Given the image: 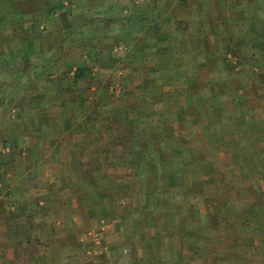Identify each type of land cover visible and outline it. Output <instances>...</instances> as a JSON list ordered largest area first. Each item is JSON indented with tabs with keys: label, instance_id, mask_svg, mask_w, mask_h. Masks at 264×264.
Segmentation results:
<instances>
[{
	"label": "crops",
	"instance_id": "0c3cea01",
	"mask_svg": "<svg viewBox=\"0 0 264 264\" xmlns=\"http://www.w3.org/2000/svg\"><path fill=\"white\" fill-rule=\"evenodd\" d=\"M15 1H0L6 2L0 45L15 37L22 51L30 35L50 43V52L44 45L43 51L31 50L39 61L50 59L37 64L40 75L31 85H38L24 97L55 91L56 108L34 116L49 126L55 142L49 153L31 154L32 123L8 124L11 138L0 146V163H7L6 173L0 172V264H264L263 256L248 258L250 249L259 252L264 244V217L251 219L245 211L251 198L264 195V64L244 62L232 72L217 59L227 32L212 23L219 0H186L188 7L182 0H32L42 5L32 26L19 23L26 13L18 11L31 0ZM14 3L19 7L11 18L6 7L14 10ZM238 10L225 7L223 14L232 32L248 39L244 50L250 54L264 14L247 6ZM106 12L118 25H106ZM51 17L58 21L56 32L46 28ZM9 18L21 25L13 34ZM59 20L66 21L65 30ZM126 33L134 41L117 45ZM3 53L6 61L9 52ZM83 61L96 62L85 109L71 94H60L73 75L65 65L76 68ZM234 75L246 82L241 99L228 90ZM196 79L199 90L189 85ZM207 79L210 88L204 87ZM208 93L229 102L212 106ZM117 116L119 122L104 130L107 117ZM87 130L103 139L85 142ZM129 130L139 138L140 157L123 151L132 143L123 139ZM84 142L95 148V171H67ZM106 160L114 165L103 167ZM49 164L59 166L50 176L44 171ZM117 186H123L120 193ZM149 196L161 205L148 204ZM147 211L158 214V221L133 219ZM231 217L248 228L237 239L219 237ZM96 218L100 240L85 230Z\"/></svg>",
	"mask_w": 264,
	"mask_h": 264
},
{
	"label": "trees",
	"instance_id": "16d2710c",
	"mask_svg": "<svg viewBox=\"0 0 264 264\" xmlns=\"http://www.w3.org/2000/svg\"><path fill=\"white\" fill-rule=\"evenodd\" d=\"M4 1H10V3H12V1L16 2L15 0H4ZM182 1L185 3V7L189 6V5H186L187 4L186 0H182ZM1 3H6V2H1ZM1 3H0V11L2 8L4 10V6ZM229 6L232 9L233 8L239 9L238 11H240V12H242L243 8L245 6H247V7H251V9L254 12H262L264 14V0H231L230 5L224 4L222 0H219L218 3L215 4L214 9L212 11V13H214L217 16V20L213 21L212 23L213 24L219 23L220 25H218V27L223 26V29L227 32H226V35L222 38L223 40L220 41L223 48L221 51L216 53L217 59L226 62V69H228L229 71H232V72L237 67V65L243 64L244 62L245 63L255 62L256 64H260V65L264 64V17H260V18H262V20H260V23L258 25L257 24L255 25L256 29H258V28L259 29L258 30L254 29L257 37H254L251 41L254 44L255 48L251 49L250 50L251 52L249 54L244 50V49H246L245 46L248 45V39L245 37H242V36H237V34L235 35V33H233L231 30L229 18L224 17L223 10L225 9V7H226V9L230 8ZM18 7H19V5H17V4L14 5V10H13L12 4L10 6L6 7V11L8 10L9 13L12 15L11 18L16 17V15H14L15 14L14 12L16 9H18ZM47 12H49V10H47ZM232 12H233V10H232ZM143 14H145V13H143ZM105 16H106V25L108 27H115L116 25H118V22H117V21H119L118 19L114 18L113 16H110V14L107 12H106ZM142 17H144V15ZM142 19H141V21H142ZM131 21L132 20L129 19V22H131ZM180 21H182V19H180L178 21L175 20L174 24L177 26L178 22H180ZM215 28H216V26L213 25L212 29H215ZM39 32H41V31H39ZM106 36L103 38V40L107 39ZM35 39H36L35 36L30 35L27 38V40L25 41L24 46L22 44V46H23L22 51L21 50L16 51V52L12 51V58H16V57L18 58L19 57L18 60L16 58V61H18L19 65L22 64V69L17 73V75H18L17 79H18L19 84H21L23 86L21 89V92L24 93L22 98H20L18 101H15V105L16 106L18 105L19 107H21L22 112H25V114H27L29 116L32 125L33 126L35 125V127H37L38 124L34 120L35 119L34 116L36 114L39 116H42V115L48 116L50 114L51 106L53 105V101L55 100V97H54L55 91H50L47 89L44 92H38V93H35L32 95H29L27 97H24V96L28 95L29 89H34L38 85L37 83L34 85H31L33 83L34 79L40 75V71L37 72V70L35 68L37 66V64L39 62L43 63V61L50 59L49 57L45 58L44 56H42V61H39L37 58H35L33 56L35 52H33L31 50L33 48H37V49L43 51L44 50L43 45L45 43L43 38H41V37H39V40H38V38H37V40H35ZM126 40H133L134 41L133 37L131 36V33L130 34L126 33V35L122 37V40H121V38H119L117 40L116 44L119 45L121 43V41H126ZM139 43L140 42L138 41V39H136V41H135V47L136 48L138 47ZM37 46H39V47H37ZM106 54H108V53H106ZM4 55H5V53H3V51L0 50V57H3ZM6 61H8V59ZM170 61L171 60L169 59L168 61L165 62V64L168 65L170 63ZM53 63L55 64L56 61ZM95 63L96 62H92V61H83V62H79L77 64L76 68H73V65L68 64V66L65 65V69H64V72H67L68 75L71 72H73V75L71 76L70 84L66 85V86H62L60 94H63L65 96L71 94L72 102L74 104L79 103L82 107H84V109H85V106L87 103L88 94L92 92L91 82L94 79V65H95ZM44 65L45 64H43V67H42L43 68L42 70H44L42 72V74H45V70H46ZM227 66H228V68H227ZM49 67H50V65H49ZM200 71L201 70H197L196 74L199 75ZM232 72H230V73H232ZM237 73L240 74V71H238ZM255 74H257L256 71H255ZM27 75L29 76V78H31L29 80V82L24 80V76H27ZM240 78L244 79V76H242V77L238 76V78L235 76V78L233 79V82L228 83V90H232L234 92H237V94H239L238 93L239 90L246 86L245 85L246 82H244V81H242V84H240L241 83ZM212 83H213L212 81L207 79L204 81V87L210 88ZM198 84H199L198 79H196L194 81H192V80L189 81V85H190V87H193V90H199ZM232 85H234V86H232ZM241 97H243L242 94H239V99H241ZM62 99H63L62 103L65 104L66 97H62ZM223 101H224V99H223ZM223 101L219 95L208 93L207 102L211 103L212 106L216 105V107H221V108H222V106L225 107V104H227V102H229V100H225V103ZM241 101H243L244 103L246 102V100H240L239 103H241ZM95 117L97 118V116H95ZM95 117L89 116L88 119L89 120L94 119ZM119 119H120V117H118V116L115 118L107 117V122L104 123L103 129L104 130L111 129L113 127L112 124L119 122L118 121ZM235 129L236 130L240 129L237 123L235 125ZM32 130H34L33 132H38V129H32ZM35 130H37V131H35ZM41 130H43L42 126L39 128V131L43 135V133L45 131H41ZM77 130H79V129H77ZM98 133H101V132L87 130L84 133L85 142H87V140H89L90 138H93V137L100 138ZM28 135H29V139L27 141L29 143L33 142L35 134L32 133V131H31V133ZM116 139H118L119 141L122 142V140L120 138H115V141H117ZM123 139L125 141H131L132 142L130 146H127L126 150H123L125 153H127L129 155L136 154L139 157L141 156V154H143L142 150L139 151L136 147L139 144L138 143L139 138H136V135L133 133V131L129 130L128 136H126ZM3 141H4L3 142L4 145H6L8 143V142H6V140H3ZM162 141L164 142V140H162ZM85 142L83 143V145L81 147H78L75 149L76 155H77V161H78L75 164V169L83 170L84 173H91L92 171H95V168L90 163V161L85 159L82 155L83 151H85V149H86ZM164 150L165 149H161V151H164ZM30 153L35 154L36 150L31 147ZM108 157H109V155H106L105 158L108 159ZM161 159H163V157ZM113 165H114V161L109 162L106 160V161H104L103 167H106V166L109 167V166H113ZM1 168H3L2 171L4 173H6L7 163H0V172H1ZM162 177H163V175H162ZM122 187L123 186H117L119 193H120V191H122V189H123ZM103 199H104V196H103ZM250 200L251 201L247 203V209L245 210V211H247L246 212L247 217H250L251 219H259L261 217H264V195L261 193L256 194ZM147 203L151 204V205L152 204H156V205L160 204L158 202V198L156 196H154V197L149 196L147 198ZM138 214H141L140 217H136V218L133 217V219L135 221L138 220L140 222H147L149 218L153 221H158V219H159L158 214H156L155 212H152V211H147V212H144L143 214H142V212H139ZM234 219H235V217H231V219L228 220V222H227L228 224L226 226V231L218 232L219 237H222L224 239H226V238L237 239V238H235V237H237V232L239 230H246L248 228V226H246L245 222L242 221V223L239 224V223H237V221H234ZM243 220L246 221L245 219H243ZM251 223H253V222H251ZM263 242H264V239H263ZM256 255H260V256L264 257V244L262 245L261 250L259 252L254 251L253 249L252 250L250 249V254H249L248 258H252ZM253 262H254V260H253Z\"/></svg>",
	"mask_w": 264,
	"mask_h": 264
},
{
	"label": "rangeland",
	"instance_id": "374dc122",
	"mask_svg": "<svg viewBox=\"0 0 264 264\" xmlns=\"http://www.w3.org/2000/svg\"><path fill=\"white\" fill-rule=\"evenodd\" d=\"M36 2L37 3H35L31 0V1H27V3L25 5H20L24 9L18 10L19 15L22 13H26L25 18L23 15H20V22H19L20 24L22 23L25 26H28V25L32 26L35 24V22L37 20L36 15L38 16L40 14L41 6H42L41 2H39V1H36ZM35 4H36V6H35ZM9 19H10V21H9L10 27L8 28V32L13 34V32H15V30H18L16 28V26L19 24H14L13 22H11V18H9ZM59 22H61L63 24L64 30H65L66 21L63 22V21L59 20ZM57 24H58V21L53 20L52 17H51V19H48L45 22L46 28L49 31L54 29L55 30L54 32H56V30L58 29ZM0 26H1V21H0ZM85 26L90 28V24L85 25ZM19 27H21V25H19ZM68 27H70V25ZM22 32H24V31H22ZM54 32L51 31V34L56 35L57 33H54ZM77 35H76V37H77ZM12 39H14L12 44L8 43V42H4V43H1L2 45H0L1 51L4 50L5 52H9V53H7L8 61H2V57H0V146L2 144L4 146L3 140H6V142H8L9 139L11 138V134H10L11 129L10 128L15 125V124H12V122H14L13 120H18V122H24V121L31 122V120L29 119L27 114H25V112H22L21 107H19L18 105L17 106L15 105V101H18L23 96V93L21 92V89L23 86L21 84H19L18 79H17V76H18L17 73L22 69V64L19 65L16 61V58H12V51H14V52L18 51L17 48H18L20 42H19L18 38L16 40L15 37L14 38L11 37L10 40H12ZM68 39L69 38L67 37V40ZM77 39L80 40L78 37H77ZM17 41H18V43H17ZM0 42H1V37H0ZM44 42H45V44H44L45 50L47 52H50L51 46L48 45L50 43H48L47 39H44ZM49 46H50V48H49ZM17 59H19V57ZM27 76H24V80L29 82V80L31 78H29V76L28 77ZM91 87H92V85H91ZM92 92H93V90H92ZM66 103H67V101H65V104ZM51 108L54 109L56 107L52 106ZM8 124H10V128H8V126H9ZM41 126L42 125H40V124H38L37 127H35V125L34 126L32 125V129H38V132L32 131V133H34L35 135H34L33 142L30 143V146H32V148H34L37 153L39 152V150L46 151L47 153H49L50 149H51V144L53 145L55 140L53 138L52 133L50 132L49 126H47V124H44V126H42V127L46 128V131L43 133V135L39 131V128ZM35 131H37V130H35ZM98 135L100 136V138L93 137L92 140L96 141V139H98V140L103 139L102 133H98ZM24 142H26V141H24ZM4 148H6V147H4ZM29 150H28V152H29ZM34 155H36V154H34ZM82 155L85 159L89 160L92 165H95V162L92 159L96 155L95 148L93 150L86 148L85 151H83ZM73 168H75V165L73 166V164H71L68 166L67 171H69L70 169L73 170ZM2 169H1V171H2ZM57 170H59V166H55V164H52V165L49 164L44 169V171H46L45 173L48 174V176H50V173L55 172ZM81 171H83V170H81ZM52 174H54V173H52ZM77 220L80 223L82 222V220L80 218H78ZM96 222L98 224L100 223V222H98V218L93 219V220L90 219L89 226L88 227L86 226L85 230H86V232H88V230H90L89 234L93 238H95V240H100V238L103 236V231L100 228H97L98 226H101V225H98ZM94 228H96V229H94ZM247 263H249V262H247Z\"/></svg>",
	"mask_w": 264,
	"mask_h": 264
}]
</instances>
